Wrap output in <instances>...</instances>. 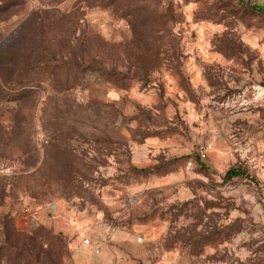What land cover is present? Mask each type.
<instances>
[{"label": "rangeland", "instance_id": "obj_1", "mask_svg": "<svg viewBox=\"0 0 264 264\" xmlns=\"http://www.w3.org/2000/svg\"><path fill=\"white\" fill-rule=\"evenodd\" d=\"M263 76L239 0H0V264H264Z\"/></svg>", "mask_w": 264, "mask_h": 264}, {"label": "trees", "instance_id": "obj_2", "mask_svg": "<svg viewBox=\"0 0 264 264\" xmlns=\"http://www.w3.org/2000/svg\"><path fill=\"white\" fill-rule=\"evenodd\" d=\"M240 2H243L245 4H248L249 6H251V8L258 10L259 12H262L264 10V5L260 4V3H256V2H250L249 0H239ZM142 8V7H141ZM245 174V171L239 167H231L227 173H226V177L231 179L237 176H241ZM47 238V237H46Z\"/></svg>", "mask_w": 264, "mask_h": 264}, {"label": "crops", "instance_id": "obj_3", "mask_svg": "<svg viewBox=\"0 0 264 264\" xmlns=\"http://www.w3.org/2000/svg\"><path fill=\"white\" fill-rule=\"evenodd\" d=\"M111 236H113V233H110V234H108V238L110 239V237ZM107 238V237H106ZM107 238V239H108ZM106 242H107V240H106ZM106 242H104V241H102V240H96V242L94 241L92 244H90V243H85L84 242V245H82V247H81V250H75V248H72V250H73V252L75 253L76 251L77 252H79L80 254H81V251H86V249L88 250L89 248H92L93 249V251H94V253H96V254H100V253H102V250H103V248H104V244L106 245V244H108V242L106 243ZM96 243H98V245H99V248H97L96 247ZM72 246H74L73 244H72ZM89 247V248H88ZM96 247V248H95Z\"/></svg>", "mask_w": 264, "mask_h": 264}, {"label": "built area", "instance_id": "obj_4", "mask_svg": "<svg viewBox=\"0 0 264 264\" xmlns=\"http://www.w3.org/2000/svg\"><path fill=\"white\" fill-rule=\"evenodd\" d=\"M255 97L261 102L260 104L264 107V76L261 79V82L255 88ZM202 156H205V152L201 151ZM139 241H142V238H139ZM86 243H92L89 239L85 240ZM97 248H99L98 243L95 244Z\"/></svg>", "mask_w": 264, "mask_h": 264}]
</instances>
